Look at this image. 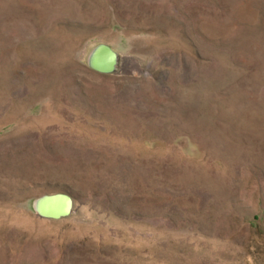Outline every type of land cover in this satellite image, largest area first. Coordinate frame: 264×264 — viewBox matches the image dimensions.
I'll use <instances>...</instances> for the list:
<instances>
[{
	"label": "rangeland",
	"instance_id": "374dc122",
	"mask_svg": "<svg viewBox=\"0 0 264 264\" xmlns=\"http://www.w3.org/2000/svg\"><path fill=\"white\" fill-rule=\"evenodd\" d=\"M0 264H264V0H0Z\"/></svg>",
	"mask_w": 264,
	"mask_h": 264
},
{
	"label": "water",
	"instance_id": "95a60500",
	"mask_svg": "<svg viewBox=\"0 0 264 264\" xmlns=\"http://www.w3.org/2000/svg\"><path fill=\"white\" fill-rule=\"evenodd\" d=\"M119 55L109 46L99 44L90 52L88 66L100 74H113L119 67ZM37 216L44 219L58 220L66 218L73 212V201L66 194L42 195L33 203Z\"/></svg>",
	"mask_w": 264,
	"mask_h": 264
}]
</instances>
